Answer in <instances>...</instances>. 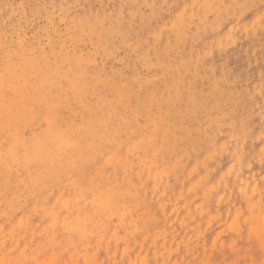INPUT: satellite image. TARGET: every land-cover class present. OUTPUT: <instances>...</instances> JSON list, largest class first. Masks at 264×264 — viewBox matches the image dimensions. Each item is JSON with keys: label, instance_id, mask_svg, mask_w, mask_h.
Returning <instances> with one entry per match:
<instances>
[{"label": "rangeland", "instance_id": "obj_1", "mask_svg": "<svg viewBox=\"0 0 264 264\" xmlns=\"http://www.w3.org/2000/svg\"><path fill=\"white\" fill-rule=\"evenodd\" d=\"M129 263L264 264V0H0V264Z\"/></svg>", "mask_w": 264, "mask_h": 264}, {"label": "bare ground", "instance_id": "obj_2", "mask_svg": "<svg viewBox=\"0 0 264 264\" xmlns=\"http://www.w3.org/2000/svg\"><path fill=\"white\" fill-rule=\"evenodd\" d=\"M49 8V7H48ZM24 38H26V37H24ZM16 91V90H15ZM78 121V120H77ZM52 140L53 141H59L60 142V145L61 146H67V143H66V141L65 140H63L61 137H59V136H54V137H52ZM48 142H49V139H48ZM55 165V164H54ZM62 172V171H61ZM10 179V178H9ZM82 192H83V190H82ZM73 195V194H72ZM220 197H221V195H220ZM57 199V198H56ZM103 201V200H102ZM103 203H104V201H103ZM73 208V207H72ZM197 236V235H196ZM199 237V236H198ZM114 256V255H113ZM130 264V263H129Z\"/></svg>", "mask_w": 264, "mask_h": 264}]
</instances>
